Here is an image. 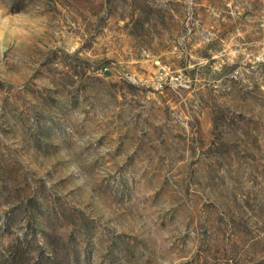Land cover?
<instances>
[{"label":"rangeland","instance_id":"obj_1","mask_svg":"<svg viewBox=\"0 0 264 264\" xmlns=\"http://www.w3.org/2000/svg\"><path fill=\"white\" fill-rule=\"evenodd\" d=\"M0 264H264V0H0Z\"/></svg>","mask_w":264,"mask_h":264}]
</instances>
